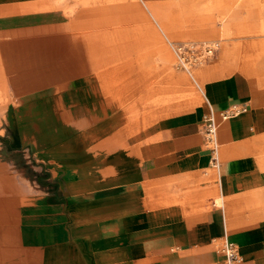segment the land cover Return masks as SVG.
<instances>
[{
    "label": "crops",
    "instance_id": "obj_1",
    "mask_svg": "<svg viewBox=\"0 0 264 264\" xmlns=\"http://www.w3.org/2000/svg\"><path fill=\"white\" fill-rule=\"evenodd\" d=\"M35 1L0 0V125L10 139H0V264H220L223 239L240 264H264V83L225 44L194 74L196 107L164 110L168 64L155 73L162 88L147 79L164 60L151 54L172 32L166 19L183 32L217 29L225 0H121L70 17L67 3L20 11ZM246 1L252 38H264L256 0ZM75 23L103 28L89 35ZM170 78L173 88L179 77ZM232 106L239 115L222 120Z\"/></svg>",
    "mask_w": 264,
    "mask_h": 264
},
{
    "label": "rangeland",
    "instance_id": "obj_2",
    "mask_svg": "<svg viewBox=\"0 0 264 264\" xmlns=\"http://www.w3.org/2000/svg\"><path fill=\"white\" fill-rule=\"evenodd\" d=\"M117 1L121 0H36L33 3H26L27 5L31 4L30 6L21 7L20 11L22 10H29L32 9L33 11H37V9H59L60 4H68L69 7L67 9H64V12L70 17L75 16L77 14H83V10H85V14L87 10L90 11L92 9L91 5L99 4L101 6L106 5V3L112 4ZM86 2V3H85ZM53 4L51 6H44V4ZM246 0H225V6L228 9V13L226 17L222 20L218 17L216 13H207L206 15H212L216 14L215 21L219 24L217 29L208 30L204 32H186L181 31L182 25L180 26L181 30L178 29L179 22H176L170 18L166 19V24H168L171 28L170 31H172L170 34H167L165 32V38H159L158 42L154 44V47L152 49L153 54H151L152 59L156 58L155 55L156 51H160L161 54H164V60H154V63L152 65V68L148 71V83L150 85H156L158 83V86L160 84V88L162 82L159 80L157 81V76L155 73L156 71L168 64L171 68L170 73L164 76L163 84H165V88L163 91L164 96V110L166 111L167 108H171L170 110H184L188 108H193L201 103V96L198 92V88L194 87V83L197 84V77L194 76L196 72L206 73L207 66L210 65L211 60H209L205 64H201L198 66H195L191 68L190 70H182L176 66V60L173 52L171 51V43H179V42H216L218 44H225L230 46L231 48H234L238 50L241 53V56L244 60V66L246 70H243L245 75L252 80L254 79L256 81L259 80V82L262 84L264 83V76H257L256 74H253V69L255 68L254 63L252 60L256 59V62H263L264 63V38H252V36H257L260 34L252 33L254 29V26H256L254 23L256 22V19L253 16L254 10L251 8V2L248 4ZM255 7L253 6V9L256 10V13L259 12V20L261 24V33L264 34V0H256ZM34 7V8H33ZM102 8V7H100ZM10 11V10H9ZM6 14V13H4ZM202 14H194V15H183L185 16H192V17H201ZM213 16V15H212ZM76 19V18H75ZM244 22V24H247L249 26V30L247 32L238 33L237 32V23L238 22ZM77 28L75 30L79 31H85L87 34L91 35V30H100L102 29L101 26L97 25H87L83 27V24H77L75 23ZM106 27V25H105ZM82 35V33H81ZM250 37V38H246ZM222 39H227V41H222ZM5 40V39H4ZM236 46V47H235ZM260 47V53L258 54L257 48ZM256 51V52H255ZM253 55V56H252ZM56 56L53 55V63H52V82H59V65L58 61L55 60ZM215 57V56H214ZM71 56H69V62H70ZM58 60V59H57ZM249 62V63H248ZM262 73L264 71H261ZM176 76L179 77V82L175 83V86L173 88H168L166 85L168 84V81L171 79L170 76ZM194 78V79H193ZM196 79V80H195ZM198 85V84H197ZM156 87V86H154ZM153 87V88H154ZM145 88V87H142ZM56 90V92H59L60 87H53L52 90ZM64 89V88H63ZM149 90H151V86L148 87ZM62 90V89H61ZM165 93V94H164ZM3 94H1L0 90V99L2 98ZM159 96V95H158ZM156 94H152V99L149 98V102L151 100H156L158 98ZM161 96V95H160ZM159 96V97H160ZM161 96V97H163ZM3 98H5L3 96ZM7 103L0 102L1 106H6ZM136 107V106H135ZM136 121L133 120V123ZM7 137V136H6ZM3 135V131H1V125H0V139H7ZM1 140V141H3Z\"/></svg>",
    "mask_w": 264,
    "mask_h": 264
},
{
    "label": "built area",
    "instance_id": "obj_3",
    "mask_svg": "<svg viewBox=\"0 0 264 264\" xmlns=\"http://www.w3.org/2000/svg\"><path fill=\"white\" fill-rule=\"evenodd\" d=\"M219 44L216 42H179L171 43V51L173 52L176 60V66L182 70H190L191 68L205 64L209 60L213 59ZM241 110H238L236 106H232L228 112L221 113V119L227 120L231 116L239 115ZM217 130V124L215 123L211 115L205 116L203 121V139L205 145L212 151V157L210 160V166L213 169L218 167V160L215 156L214 149V137ZM217 252L222 255L223 261L220 264H240L243 261L238 247L223 239L219 242Z\"/></svg>",
    "mask_w": 264,
    "mask_h": 264
}]
</instances>
